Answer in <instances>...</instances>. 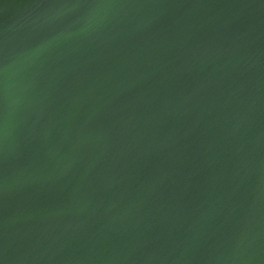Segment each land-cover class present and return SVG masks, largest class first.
I'll use <instances>...</instances> for the list:
<instances>
[{
  "label": "water",
  "instance_id": "water-1",
  "mask_svg": "<svg viewBox=\"0 0 264 264\" xmlns=\"http://www.w3.org/2000/svg\"><path fill=\"white\" fill-rule=\"evenodd\" d=\"M0 264H264V0H0Z\"/></svg>",
  "mask_w": 264,
  "mask_h": 264
}]
</instances>
